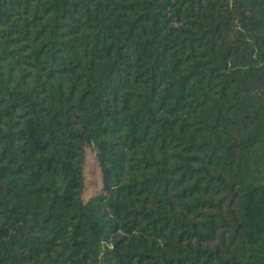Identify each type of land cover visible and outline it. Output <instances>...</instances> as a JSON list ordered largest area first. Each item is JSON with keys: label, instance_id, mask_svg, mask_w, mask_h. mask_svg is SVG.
I'll return each mask as SVG.
<instances>
[{"label": "trees", "instance_id": "1", "mask_svg": "<svg viewBox=\"0 0 264 264\" xmlns=\"http://www.w3.org/2000/svg\"><path fill=\"white\" fill-rule=\"evenodd\" d=\"M0 264H264V0H0Z\"/></svg>", "mask_w": 264, "mask_h": 264}, {"label": "rangeland", "instance_id": "2", "mask_svg": "<svg viewBox=\"0 0 264 264\" xmlns=\"http://www.w3.org/2000/svg\"><path fill=\"white\" fill-rule=\"evenodd\" d=\"M84 166H85L84 167L85 180L88 186H90L92 183L94 163H93L92 157L90 156L89 150H87L86 152Z\"/></svg>", "mask_w": 264, "mask_h": 264}]
</instances>
